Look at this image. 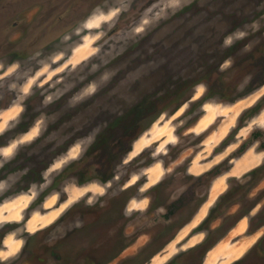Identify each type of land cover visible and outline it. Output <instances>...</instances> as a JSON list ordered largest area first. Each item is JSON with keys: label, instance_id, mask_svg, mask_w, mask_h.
I'll use <instances>...</instances> for the list:
<instances>
[{"label": "rangeland", "instance_id": "1", "mask_svg": "<svg viewBox=\"0 0 264 264\" xmlns=\"http://www.w3.org/2000/svg\"><path fill=\"white\" fill-rule=\"evenodd\" d=\"M128 4L0 0V62L20 63L0 79V149L40 122L0 154V215L23 216L0 227V248L17 228L25 240L7 264H264V0H131L85 30L100 34L92 46L63 42L97 6ZM74 46L75 69L19 100L26 77ZM206 236L209 249L188 250Z\"/></svg>", "mask_w": 264, "mask_h": 264}, {"label": "clouds", "instance_id": "2", "mask_svg": "<svg viewBox=\"0 0 264 264\" xmlns=\"http://www.w3.org/2000/svg\"><path fill=\"white\" fill-rule=\"evenodd\" d=\"M131 0H129V4L126 7L122 6H116V7H108L106 9H101L100 6H97V8L89 15L88 18H86L81 25L74 30V33L65 35L63 37V42H69L72 40L73 35L78 37H83V45L85 47H89L93 45V42L96 41L99 38V33H96L94 35H84L85 30H99L101 28L102 24H107L108 22L112 21L114 18H118L123 11L127 10V7H130ZM168 4L173 8H179L182 5V0H168ZM147 13L149 14L148 18L141 17L139 24L135 26V31L137 33L142 32L144 30V25H148L150 23L151 14L153 13V6H150L147 9ZM238 36L242 37L244 35L243 32H240L237 34ZM228 42H231V39L229 38ZM79 47L74 46L73 48L67 49V51H61L57 54L53 55L49 62L41 63L38 70L34 71V73L30 74L28 77L25 78L21 92L22 95L19 97V100H23L28 94H30L31 87L37 83V78L40 77H46L48 80H51V78L56 75L57 73L64 72L65 69H75L77 65L80 63L81 59L80 57L75 56L74 52H79ZM96 47H91V52H96ZM37 56H40V53L36 54ZM57 62H60V66L55 67L54 69L51 68V65L57 64ZM20 67L19 61H14L7 67L4 66L3 62H0V79H4L6 77L12 76L14 73L17 72V70ZM12 88L16 87V84L11 85ZM96 91V86L94 84H90L87 89L86 93L91 94ZM52 99V96H48L46 100L50 101ZM15 112L20 113L23 111V107H17ZM40 127V122L38 121L36 125L29 131L28 134L23 136L22 141H14L10 147H5L3 149H0V154H2L4 157H8L13 149L17 148V146L20 143L23 142H30L32 139H34L38 135V129ZM9 130L7 125L4 123H0V135H3L5 131ZM80 152L79 145L76 146L70 153L69 156L72 158H75L78 153ZM65 161L62 160L60 163L56 164V168H60L61 165ZM0 167H2V163H0ZM5 185L0 182V190L4 189ZM35 196V193H33ZM77 195H80L78 193ZM57 195H53L51 197V200H49L48 204H52L57 200ZM76 197H73L71 200L68 201V204L61 206V211H63L65 208H67L71 203L75 202ZM27 203V202H26ZM48 205H45L47 207ZM24 206L22 205V208ZM59 213H53L52 218L58 216ZM23 219V216L20 212H18L13 217H6L3 215H0V227H2L5 223L9 222H21ZM51 218L46 219L45 223L50 222ZM28 233H34L35 227L34 225L29 222L26 228ZM23 229L17 228L13 232L9 233L4 240V244L7 246L6 249L0 248V264H7V262L15 257L18 256L20 251L22 250L25 240L23 238Z\"/></svg>", "mask_w": 264, "mask_h": 264}, {"label": "trees", "instance_id": "3", "mask_svg": "<svg viewBox=\"0 0 264 264\" xmlns=\"http://www.w3.org/2000/svg\"><path fill=\"white\" fill-rule=\"evenodd\" d=\"M197 101H198L199 103L201 102V100H197ZM260 105H261V99H260V101H258L254 106L251 107V110H250V108H249V111H254V110L258 109ZM260 168H261V167L259 166L258 168L254 169V170H253V174H254V175L257 174V173L260 171ZM218 172H220L219 167H214V168H212L208 173H209V174H215V173H218ZM209 174H207L206 176H208ZM206 180H207V179L205 178V181H206ZM221 199H222V197H221ZM202 200H203V198L200 200V202H202ZM215 208H216V207H214L213 209L210 210V212H209V214H208V216H207L206 219H208V218L211 216V214H212L213 210H215Z\"/></svg>", "mask_w": 264, "mask_h": 264}, {"label": "flooded vegetation", "instance_id": "4", "mask_svg": "<svg viewBox=\"0 0 264 264\" xmlns=\"http://www.w3.org/2000/svg\"><path fill=\"white\" fill-rule=\"evenodd\" d=\"M207 236H208V234H207ZM207 236L199 244H197V245H195L193 247L188 248V250H191L192 248H194L196 246H200V245L204 246V244L207 243V240H208ZM211 246H212L211 243L205 244L206 249H209Z\"/></svg>", "mask_w": 264, "mask_h": 264}, {"label": "bare ground", "instance_id": "5", "mask_svg": "<svg viewBox=\"0 0 264 264\" xmlns=\"http://www.w3.org/2000/svg\"><path fill=\"white\" fill-rule=\"evenodd\" d=\"M35 216H36V215L33 214V216L29 219V222H31L32 224L36 221V220H35V219H36ZM48 217L50 218L51 215H48ZM29 222H28V223H29Z\"/></svg>", "mask_w": 264, "mask_h": 264}]
</instances>
